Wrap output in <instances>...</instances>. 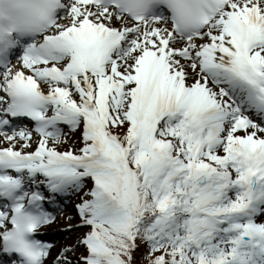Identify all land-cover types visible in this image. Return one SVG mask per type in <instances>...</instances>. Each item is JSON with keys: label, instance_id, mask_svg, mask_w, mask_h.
<instances>
[{"label": "snow or ice", "instance_id": "snow-or-ice-1", "mask_svg": "<svg viewBox=\"0 0 264 264\" xmlns=\"http://www.w3.org/2000/svg\"><path fill=\"white\" fill-rule=\"evenodd\" d=\"M46 261L264 264V0H0V264Z\"/></svg>", "mask_w": 264, "mask_h": 264}, {"label": "rangeland", "instance_id": "rangeland-1", "mask_svg": "<svg viewBox=\"0 0 264 264\" xmlns=\"http://www.w3.org/2000/svg\"><path fill=\"white\" fill-rule=\"evenodd\" d=\"M77 201V197L76 196H72L71 198H69L66 206L64 207V211L65 212H71L72 211V204L75 203ZM60 215V213H58ZM58 220V223H53L56 227H54V229L56 228L57 230L58 229H61V228H64L65 227V223L63 220ZM53 225V226H54ZM87 229H83V228H80V229H77L75 232H72V233H66L64 231L61 230V232H63V234H61V236H59V240L58 239H55L53 244L56 245V250L59 248V245H58V242L65 244V243H70L75 236L83 233L84 231H86ZM54 245V246H55ZM56 254V251L55 253H53V256ZM52 259V257L49 258V261ZM47 264V263H46Z\"/></svg>", "mask_w": 264, "mask_h": 264}, {"label": "bare ground", "instance_id": "bare-ground-1", "mask_svg": "<svg viewBox=\"0 0 264 264\" xmlns=\"http://www.w3.org/2000/svg\"><path fill=\"white\" fill-rule=\"evenodd\" d=\"M58 218H59V220H61L59 216H58ZM56 223H58V220H57ZM51 230H52V228H51ZM51 236H53L52 238H55V239H58L59 240V238H60L59 236H61V235L59 233H57V234L55 233V234H53ZM53 245H55V244H53ZM58 245H59V248H60V246L62 245V243L58 242ZM54 251H56V245L54 246Z\"/></svg>", "mask_w": 264, "mask_h": 264}, {"label": "trees", "instance_id": "trees-1", "mask_svg": "<svg viewBox=\"0 0 264 264\" xmlns=\"http://www.w3.org/2000/svg\"><path fill=\"white\" fill-rule=\"evenodd\" d=\"M141 264H146V262H141Z\"/></svg>", "mask_w": 264, "mask_h": 264}]
</instances>
